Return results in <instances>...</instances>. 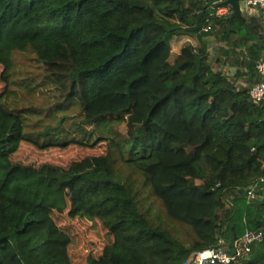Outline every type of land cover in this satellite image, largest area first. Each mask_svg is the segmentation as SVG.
Listing matches in <instances>:
<instances>
[{
  "label": "trees",
  "instance_id": "trees-1",
  "mask_svg": "<svg viewBox=\"0 0 264 264\" xmlns=\"http://www.w3.org/2000/svg\"><path fill=\"white\" fill-rule=\"evenodd\" d=\"M225 1L0 0V264H72L69 206L46 191L105 233L86 264H183L264 232V184L247 195L264 177V102L249 96L264 18L219 15ZM24 143L106 153L31 171L11 161Z\"/></svg>",
  "mask_w": 264,
  "mask_h": 264
},
{
  "label": "rangeland",
  "instance_id": "rangeland-1",
  "mask_svg": "<svg viewBox=\"0 0 264 264\" xmlns=\"http://www.w3.org/2000/svg\"><path fill=\"white\" fill-rule=\"evenodd\" d=\"M226 6L229 7L230 5L226 4ZM192 41L195 42V39ZM179 51L180 40L177 39L173 41V55L171 57L172 62H174ZM212 64L217 70L222 69V67L219 66V57L217 54L214 55ZM227 70L234 71L231 67H228ZM36 96L37 98L35 104L45 102L44 97H42L39 92ZM31 100L34 101L35 97H33ZM120 130L122 133H125V126L123 125ZM105 153V143L99 144L95 148L72 145L65 149L51 148L48 150H39L30 144L24 143L21 145L19 151L12 156L11 161L15 164L21 165L22 167L33 169L31 171L42 169L40 166L43 164L54 165L60 169H69L73 164L83 161L86 157L104 155ZM26 184L28 183L13 181L11 187H9V190L11 192L21 193L23 191V187H25ZM27 190H30V188ZM46 193L49 196V200L58 203V207L66 206L68 208L69 206L68 211H66L64 213L65 215L63 214L60 219L64 220L65 224L63 229L71 237L72 244L70 246V254L72 264H86L88 255L91 252H99L106 244L107 238L105 233L100 230V227L95 221H90L84 218L82 219L80 216L81 212L78 213L79 216L77 217L72 216L71 213L70 217L68 216L69 212L76 210L78 207L71 194H68V205L65 195L56 197L51 192L46 191Z\"/></svg>",
  "mask_w": 264,
  "mask_h": 264
},
{
  "label": "built area",
  "instance_id": "built-area-1",
  "mask_svg": "<svg viewBox=\"0 0 264 264\" xmlns=\"http://www.w3.org/2000/svg\"><path fill=\"white\" fill-rule=\"evenodd\" d=\"M239 4L241 13L261 11L264 18V0H240ZM230 10V7L219 8L217 13L219 15L226 14ZM257 71L262 81L251 88L249 96L254 103L261 104L264 102V58L258 63ZM261 183L264 184V177H261L259 182L247 189L249 200H254L257 197L256 191ZM263 241L264 232L247 231L235 242L232 252L224 248V242L222 241V246L199 251L183 264H239L252 254L256 245Z\"/></svg>",
  "mask_w": 264,
  "mask_h": 264
},
{
  "label": "water",
  "instance_id": "water-1",
  "mask_svg": "<svg viewBox=\"0 0 264 264\" xmlns=\"http://www.w3.org/2000/svg\"><path fill=\"white\" fill-rule=\"evenodd\" d=\"M240 0H227L226 4L232 6L235 15L240 16L241 15V10H240ZM260 17L263 19L262 12L260 11ZM264 255V249L261 247H257L255 252L250 255L249 257L246 258L247 261H254L260 256Z\"/></svg>",
  "mask_w": 264,
  "mask_h": 264
},
{
  "label": "crops",
  "instance_id": "crops-1",
  "mask_svg": "<svg viewBox=\"0 0 264 264\" xmlns=\"http://www.w3.org/2000/svg\"><path fill=\"white\" fill-rule=\"evenodd\" d=\"M243 14H248V15H258V16H260V13L259 12H254V11H251V12H243V13H241V15H243Z\"/></svg>",
  "mask_w": 264,
  "mask_h": 264
},
{
  "label": "clouds",
  "instance_id": "clouds-1",
  "mask_svg": "<svg viewBox=\"0 0 264 264\" xmlns=\"http://www.w3.org/2000/svg\"><path fill=\"white\" fill-rule=\"evenodd\" d=\"M226 1H227V0H226ZM226 1H225V2H226ZM229 7L232 8V6H229ZM232 9H233V8H232ZM233 11H234V10H233ZM252 253H253V252H252ZM251 255H252V254H251ZM248 257H249V256H248Z\"/></svg>",
  "mask_w": 264,
  "mask_h": 264
}]
</instances>
